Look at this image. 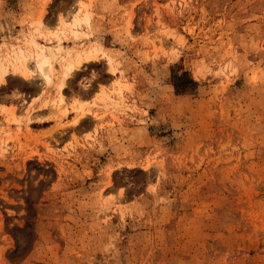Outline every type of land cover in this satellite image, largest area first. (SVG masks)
I'll use <instances>...</instances> for the list:
<instances>
[{
    "label": "rangeland",
    "instance_id": "374dc122",
    "mask_svg": "<svg viewBox=\"0 0 264 264\" xmlns=\"http://www.w3.org/2000/svg\"><path fill=\"white\" fill-rule=\"evenodd\" d=\"M0 62V264H264V0H0Z\"/></svg>",
    "mask_w": 264,
    "mask_h": 264
},
{
    "label": "bare ground",
    "instance_id": "6f19581e",
    "mask_svg": "<svg viewBox=\"0 0 264 264\" xmlns=\"http://www.w3.org/2000/svg\"><path fill=\"white\" fill-rule=\"evenodd\" d=\"M81 9H83V8L81 7ZM61 20H63L62 24H64V26H66L64 28H70L71 31L73 32V34L78 35L80 30L77 27L82 26L83 24L89 25L90 15L87 13V11L81 12V10L79 9L77 13H74V17L72 18V21L70 23H67V21H65L64 19H61ZM97 53H98V48H94V49H90L88 51H85V53L79 52L76 55H74L64 65L65 75L66 76L70 75L72 72H74V69L82 62V60L89 59L91 56L93 57ZM30 54H31V56H33L35 58L36 63H37V67L39 68V70L46 76V78L48 80L51 79V75L49 74V72H47L48 71L47 68L51 67L52 59H51V56L45 52V48L43 46H39L38 44H36L34 51L30 52ZM26 60H27L26 51L25 50H21L20 52L17 51L16 61H18L19 63L15 64V65H16V68L19 69L20 71H22L24 75H27V72H28V70L26 68L27 66L25 63ZM6 72H7V66L3 65L0 62V81L3 80L4 74Z\"/></svg>",
    "mask_w": 264,
    "mask_h": 264
},
{
    "label": "trees",
    "instance_id": "16d2710c",
    "mask_svg": "<svg viewBox=\"0 0 264 264\" xmlns=\"http://www.w3.org/2000/svg\"><path fill=\"white\" fill-rule=\"evenodd\" d=\"M174 78H175V85L177 86V90L179 93H185L190 88L194 87V85L197 84V82L191 77H189L186 73H183L179 76L174 75ZM177 79L179 80V84L176 81Z\"/></svg>",
    "mask_w": 264,
    "mask_h": 264
}]
</instances>
